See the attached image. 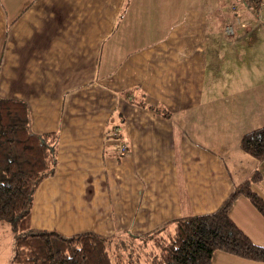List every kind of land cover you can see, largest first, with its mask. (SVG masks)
Wrapping results in <instances>:
<instances>
[{
	"label": "crops",
	"instance_id": "0c3cea01",
	"mask_svg": "<svg viewBox=\"0 0 264 264\" xmlns=\"http://www.w3.org/2000/svg\"><path fill=\"white\" fill-rule=\"evenodd\" d=\"M161 1L0 0V96L27 103L32 131L59 135L33 228L137 246L168 221L215 211L254 171L264 200V160L239 146L264 127V11L260 25L242 11L230 39L231 16L215 17L212 0ZM149 33L159 36L141 41ZM117 128L123 156L108 140ZM229 216L264 246V216L247 197ZM211 264L264 262L215 251Z\"/></svg>",
	"mask_w": 264,
	"mask_h": 264
},
{
	"label": "trees",
	"instance_id": "16d2710c",
	"mask_svg": "<svg viewBox=\"0 0 264 264\" xmlns=\"http://www.w3.org/2000/svg\"><path fill=\"white\" fill-rule=\"evenodd\" d=\"M243 3L245 12L256 14L259 0ZM229 15L228 21H241L240 13ZM58 139L57 132L31 130L24 100L0 96V222L10 223L13 229L12 264H211L215 251L264 262V246L254 244L229 216L233 202L241 195L264 216V200L251 186L260 179L259 171L236 184L215 211L168 221L140 235L137 246L93 232L66 236L56 230L33 228L34 193L56 171ZM239 146L256 160H264V127L245 133ZM114 242L115 253L111 248ZM142 249L145 262L136 254Z\"/></svg>",
	"mask_w": 264,
	"mask_h": 264
},
{
	"label": "rangeland",
	"instance_id": "374dc122",
	"mask_svg": "<svg viewBox=\"0 0 264 264\" xmlns=\"http://www.w3.org/2000/svg\"><path fill=\"white\" fill-rule=\"evenodd\" d=\"M146 2V4L149 5V7L151 8H160V6L162 4H164L163 1L161 0H134V3L136 5L142 3V2ZM218 1L220 2L221 6L218 8L216 5H218ZM186 4H192L194 3L193 0H185ZM213 5H212V12L215 13V17L220 16L219 13H227V7L226 5L221 2L220 0H212ZM174 5H176V3H174ZM148 15H150L149 20L151 22L154 21H160L159 19V13H148ZM221 17V16H220ZM263 26H264V22H263ZM250 27L252 28H257V27H253V24L250 25ZM159 34L158 33H149V34H143L142 35V39L141 41L143 42H150L152 40H155L156 38H158ZM264 42V39H263ZM14 233H13V229L10 223L8 222H0V264H12L11 260H12V256H13V251H14V237H13ZM147 249H149L150 247H146ZM122 254H124V251H121ZM136 254H140L141 255V261L145 262L144 260V249L142 250H137ZM125 255V254H124Z\"/></svg>",
	"mask_w": 264,
	"mask_h": 264
},
{
	"label": "built area",
	"instance_id": "2783aa9c",
	"mask_svg": "<svg viewBox=\"0 0 264 264\" xmlns=\"http://www.w3.org/2000/svg\"><path fill=\"white\" fill-rule=\"evenodd\" d=\"M220 1L226 5L228 14L241 13L242 11H246V7L244 6L243 0ZM263 11L264 0H259V8L256 12V20L254 23L255 25H260V23L262 22ZM238 26H242V23L239 18H237L235 21H227V23H225L224 25V33L226 37L233 38L235 34V29ZM108 140H110L114 144V148L116 149L118 156H123L127 153L128 147L119 133V128L114 129L113 132L110 133Z\"/></svg>",
	"mask_w": 264,
	"mask_h": 264
}]
</instances>
